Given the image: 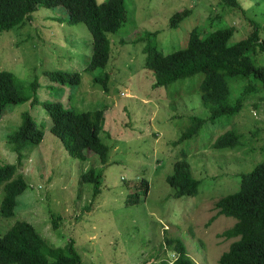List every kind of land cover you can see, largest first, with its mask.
<instances>
[{
	"label": "rangeland",
	"instance_id": "1",
	"mask_svg": "<svg viewBox=\"0 0 264 264\" xmlns=\"http://www.w3.org/2000/svg\"><path fill=\"white\" fill-rule=\"evenodd\" d=\"M218 1L125 0L122 25L107 34L108 61L93 69L87 68L92 53L87 26L48 19L57 11L65 17L61 7L40 8L21 28L0 30V70L13 73L16 88L30 97L7 104L0 114V166L18 162L7 135L21 125L23 113L43 130L38 144L27 142L22 148L18 172L27 187L17 197L14 214L0 215V234L17 220L27 221L54 246L73 240L86 264H170L174 256L164 247V237H179L195 264H218L235 239L221 233L235 219L218 215L214 205L236 191L242 173L264 158V89L256 85L246 93L252 77H228L227 101H241L242 106L232 115L210 119V106L200 95L203 73L156 86L154 73L144 67L147 45L173 52L186 45L194 27L205 35L232 26V44L245 38L254 23L264 38V0H238L241 9L235 10L218 7ZM184 8L191 13L170 27L169 17ZM250 56L257 65L264 64V53ZM54 70L77 72L80 81H52L46 72ZM105 73L107 91L94 81ZM34 97L39 103H31ZM42 101L61 102L78 112L104 109L99 132L108 146L104 160L94 153L85 160L72 157L49 130ZM193 117L204 120L198 133L179 140ZM229 129L242 135L240 145L213 149V140ZM182 153L199 180L196 195L175 196L166 181ZM90 170L99 175L96 194L94 183L81 181ZM142 180L148 183L145 195ZM136 192L139 200L130 201ZM2 196L0 187V202ZM53 217H59L56 227Z\"/></svg>",
	"mask_w": 264,
	"mask_h": 264
},
{
	"label": "trees",
	"instance_id": "2",
	"mask_svg": "<svg viewBox=\"0 0 264 264\" xmlns=\"http://www.w3.org/2000/svg\"><path fill=\"white\" fill-rule=\"evenodd\" d=\"M219 7L241 9L238 0H219ZM61 7V11L48 15L54 22L68 24L84 23L92 40L91 56L87 68L104 67L109 58L108 33H113L122 25L126 6L125 0H0V30L13 27L21 28L32 19V13L40 8ZM191 9L184 8L169 17L168 25L172 28L189 14ZM218 14L211 18L218 17ZM251 32L243 39L230 44L229 39L234 27L216 29L202 35L197 27L189 32L184 47L170 53H163L154 45L146 46L144 67L154 73L156 86H167L177 79L203 73L200 84L201 100L210 106V119L220 115H232L242 106L241 101L233 104L227 101L230 87L228 77H241L248 81L244 92L255 90L256 85L264 89V64L257 65L250 53H264V38L259 35V27L252 23ZM52 81L69 84L78 83V73L67 71H47ZM108 75L95 77L94 81H102L107 91ZM24 98L16 88L13 73L0 70V114L7 104H16L29 100ZM31 103H39L34 97ZM40 104L50 118L49 130L58 137L67 152L75 158L85 160L88 152L98 155L104 160L108 146L102 142L99 132L103 129V110L78 112L64 107L57 101H42ZM204 120L193 117L188 129L179 140L190 138L198 133ZM43 130L26 112L22 114V123L17 130L7 135V141L13 144L17 164L6 163L0 166V187L3 196L0 202V215L10 217L14 214L17 197L26 189L24 176L18 172L21 163L22 148L27 142L38 144ZM242 135L229 129L217 136L210 144L213 149H232L240 145ZM264 153V143L261 146ZM99 175L93 170L81 175L82 182L94 183L93 194L99 191ZM173 187L175 196H192L198 192L199 180L192 176L189 162L184 153L173 165V173L166 178ZM144 195L148 191V183L142 180ZM130 201L137 202V192ZM218 215L235 219L234 224L225 229L221 236L235 238L228 249L221 253L218 264H264V158L255 167L242 173L239 188L221 196L214 205ZM59 217H53L56 227ZM164 247L174 259L170 264H195L188 255L184 241L179 237H164ZM163 246V245H162ZM172 251V252H171ZM167 260V259H166ZM0 264H86L75 249L73 240L64 246H54L27 222L15 221L3 234H0ZM162 264H169L163 261Z\"/></svg>",
	"mask_w": 264,
	"mask_h": 264
},
{
	"label": "clouds",
	"instance_id": "3",
	"mask_svg": "<svg viewBox=\"0 0 264 264\" xmlns=\"http://www.w3.org/2000/svg\"><path fill=\"white\" fill-rule=\"evenodd\" d=\"M54 71H56V70H54ZM61 71H62V70H61ZM67 72H68V71H67ZM70 73H74V72H70ZM76 73H77V72H76ZM102 77H103V76H102ZM102 77H101V78H102ZM96 82H97V81H96ZM101 82H102V81H101ZM106 84H107V82H106ZM102 110H103V116H104V109H102ZM89 153H93V152H88V154H89Z\"/></svg>",
	"mask_w": 264,
	"mask_h": 264
}]
</instances>
